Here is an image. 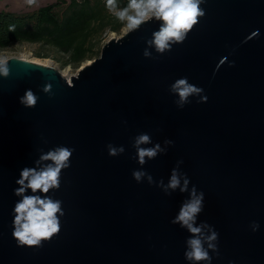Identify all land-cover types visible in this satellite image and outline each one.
<instances>
[{
  "label": "water",
  "instance_id": "95a60500",
  "mask_svg": "<svg viewBox=\"0 0 264 264\" xmlns=\"http://www.w3.org/2000/svg\"><path fill=\"white\" fill-rule=\"evenodd\" d=\"M200 7L205 15L171 50L160 54L148 45L162 23L153 19L109 41L71 82L42 65L6 63L10 74L0 76V264H194L184 255L191 233L171 222L193 186L204 193L196 224L219 234L218 251L209 249L211 264H264V0H203ZM184 77L203 93L181 108L171 85ZM28 89L38 97L32 108L20 103ZM141 133L152 142L140 147L165 149L145 157L144 165L134 146ZM109 144L124 152L110 156ZM59 146L74 149L70 167L58 189L35 195L62 202L60 232L42 247L18 246L12 235L21 199L16 180L24 167L51 163L36 161ZM174 168L181 187L189 179L188 191L166 194L158 184L166 186ZM135 170L153 183L147 176L137 182Z\"/></svg>",
  "mask_w": 264,
  "mask_h": 264
},
{
  "label": "clouds",
  "instance_id": "9594fccd",
  "mask_svg": "<svg viewBox=\"0 0 264 264\" xmlns=\"http://www.w3.org/2000/svg\"><path fill=\"white\" fill-rule=\"evenodd\" d=\"M34 3L35 0H28ZM203 0H128L123 8L118 6L117 0H106L107 9L114 13L120 21H126V27L129 32L137 31L143 24L155 19L162 22L159 30L153 32L152 39L147 41L149 46H154L155 50L163 54L166 50H171L173 44H181L185 41L187 35L193 27L205 15V11L200 5ZM10 31H14V26H10ZM258 35V30L251 33L245 40L252 39ZM143 55L150 57L151 53L145 49ZM226 58L221 59L219 64L225 63ZM231 66V65H230ZM219 67V65H217ZM10 69L8 64L0 62V76L8 77ZM50 85L44 88L47 92ZM171 91L176 93L179 100L176 101L179 107L189 103L190 96H200L203 89L194 84H190L186 77L176 80L171 85ZM38 97L30 90H26L20 97V103L27 108L35 107ZM206 96H201L200 102H205ZM151 137L146 133H141L135 138L134 146L137 149L136 158L140 165H144L148 159H154L158 154L165 151L159 143L150 148L140 147L142 144H150ZM165 144H172V141L166 140ZM110 156H118L124 152L123 146L116 148L111 144L107 145ZM74 149L59 146L55 149L42 153L37 164L40 161H51L41 168L24 167L20 171L16 184L19 186L14 190V194L21 197L14 206V220L12 235L17 241L18 246L42 247V242L51 240L60 232V216L64 215L59 200H53L49 196L41 197L35 193L47 194L50 189L60 187V176L64 169L70 167L71 157ZM133 178L140 182L142 177L147 176L150 184L153 183L152 176L144 171L135 170L132 173ZM189 179L185 176L183 186L181 187L180 175L176 168L171 172L168 184L163 185L161 180L158 186L164 187L165 193L168 189L175 190L178 187L181 192L188 191ZM32 195H26L28 191ZM204 193L197 192L195 186L192 187L189 199L182 203L178 214L171 221L173 224H179L186 228L191 236L186 241L185 259L199 264V262H208L211 264L212 257L209 249L218 251L217 241L218 233L208 224H196V217L203 210ZM204 228H208V234L204 233ZM251 228L256 231L259 225L252 223ZM215 242V243H214ZM205 244L207 247H205Z\"/></svg>",
  "mask_w": 264,
  "mask_h": 264
},
{
  "label": "trees",
  "instance_id": "16d2710c",
  "mask_svg": "<svg viewBox=\"0 0 264 264\" xmlns=\"http://www.w3.org/2000/svg\"><path fill=\"white\" fill-rule=\"evenodd\" d=\"M123 8L128 0H117ZM67 5L62 11L60 7ZM14 26V31H10ZM126 27L106 7V0H57L33 13L0 12V50L15 44H37L64 54L63 65L79 66L100 54L103 35ZM39 58H50L37 54Z\"/></svg>",
  "mask_w": 264,
  "mask_h": 264
},
{
  "label": "rangeland",
  "instance_id": "374dc122",
  "mask_svg": "<svg viewBox=\"0 0 264 264\" xmlns=\"http://www.w3.org/2000/svg\"><path fill=\"white\" fill-rule=\"evenodd\" d=\"M69 3V0H66ZM57 3V0H35L34 3H29L28 0H0V12H13L16 14H24V13H33L41 7L52 5ZM67 6V5H66ZM65 5L60 7L62 11L66 8ZM129 30L127 27H124L119 33L115 32H106L103 35L101 46H100V54L97 55L92 60H86L81 63L79 66L69 65L65 66L62 62H57V60L65 59L66 56L57 52L55 49L50 47H43L37 44H15L12 47L0 50V62L7 63L11 59H19L27 62H31L34 64L42 65L47 68L54 69L58 73H60L64 78H66L69 82L74 76L79 74V71L82 70L85 66L91 64L93 60L97 59L101 55V51L103 47L112 39H120L125 36ZM37 54L48 55L50 58H39Z\"/></svg>",
  "mask_w": 264,
  "mask_h": 264
}]
</instances>
